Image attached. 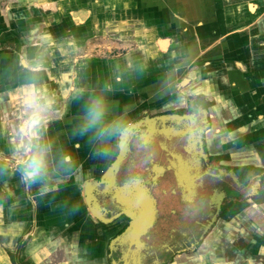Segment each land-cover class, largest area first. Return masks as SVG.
<instances>
[{"label": "crops", "instance_id": "crops-1", "mask_svg": "<svg viewBox=\"0 0 264 264\" xmlns=\"http://www.w3.org/2000/svg\"><path fill=\"white\" fill-rule=\"evenodd\" d=\"M196 6L204 9L195 10ZM212 8L214 17L209 20L215 24L204 25L205 33L217 35L209 38V45L220 46L204 64L215 76L208 77L205 71L200 76L204 88L195 90L206 91L217 82L223 102L218 110L221 117L232 119L222 128L229 129L242 151L249 149L244 144L264 142V104L258 93L264 88V53L258 48L264 38L259 22L264 0H0V264H13L7 251L25 236L29 238L20 250L28 264H107L108 228L99 226L90 214L84 180L94 175L92 170L99 172L116 149L123 124L141 108L170 100V96L160 99L162 92L152 88L148 65L144 75H131L144 67L142 62L151 60L149 52L142 57L138 48L120 55L118 42H138L137 31L144 35L148 30L141 23L151 24L156 11L165 21L171 19V12L179 13L182 22L196 21L193 13L199 20L201 11ZM201 20L208 22L206 17ZM251 21L258 23L239 39V32ZM180 34L174 33L184 39ZM156 35L152 32L148 41ZM92 39L94 44H109L101 49L109 53L101 55L97 50L92 55L90 48L79 57L81 47L89 46ZM242 40L245 46L237 49ZM111 50L118 52L110 54ZM159 59L163 67L171 64L165 55ZM179 77L175 73L171 80ZM32 86L52 101L46 123L38 130L49 145L48 164L35 181L25 178L20 162L38 142L29 143L24 124ZM154 94L157 98L152 100ZM97 97L105 100L103 117L85 130V114ZM66 155L71 156L70 163L64 162ZM256 157L253 152L252 158ZM246 213V225L248 220L254 223L252 248L226 243L243 219L222 222L217 229L221 244L217 264H240L242 256L256 254L257 247L264 253V203Z\"/></svg>", "mask_w": 264, "mask_h": 264}, {"label": "flooded vegetation", "instance_id": "flooded-vegetation-1", "mask_svg": "<svg viewBox=\"0 0 264 264\" xmlns=\"http://www.w3.org/2000/svg\"><path fill=\"white\" fill-rule=\"evenodd\" d=\"M203 9L204 6L195 7V10ZM211 11L207 13L201 11L199 20L196 17L197 13H193L192 15L196 21L182 22H179L182 20L179 13L173 14L171 12L169 14L171 19L165 21L162 13L159 16L160 19L158 11H156L150 21L151 24L141 23L142 28L148 30L144 35H142V31H137V33H140L137 35L138 42L136 40H121L118 43L122 45L119 47L120 55L138 48H140L139 53L142 54V57L144 53L149 52L151 60L142 62L144 67L139 68V70H132L131 75H144V71H147L146 68L150 67L152 88L156 91L159 90L160 93L162 92L160 99L170 96L169 99L175 106L173 110H167L164 113L175 112L198 115V111H205V121L202 124L203 132L201 133L203 152L206 155L208 165L216 172L218 170L220 176L228 183L226 194L220 198L218 203L216 201L211 209H206L200 196L194 200V203L190 201L180 202L177 193L173 191L172 177L166 169L165 174H161L157 178L154 187H152L157 206L155 222L152 227L147 233H139L138 236H132L123 243H115V248H112L115 239L125 231L131 222V218L121 210L112 213L99 212L101 217H96L90 210L94 199H91L88 204L85 198L90 214L98 225L108 228L105 248L107 264H217V247L221 246L219 240H217V229L222 222L228 224L229 222L238 221L239 217L243 219V223L240 224L236 232H231L230 239L226 243H230L235 247L252 248L251 238L254 235L251 227L254 226V223L253 220H248L249 226L246 225L248 217L246 212L249 208L254 206L258 208L264 203V142L256 145L254 143L244 144L243 147L249 149L242 151L248 152L239 151L240 148L235 145L237 140L232 141V133L229 132L227 127L226 129L222 128V126L231 123L232 119L221 117L218 110L222 109L223 102L220 99L221 94L217 90V82L210 83L209 87H206L208 89L206 91L202 90L200 92L198 90V92L195 90L196 86L203 87L201 83L203 79L200 76L205 71H207L208 77L214 75V71L205 70L206 65L204 63L206 58L214 55L212 53L219 51V49L217 50L219 44L209 45L208 43L209 38L217 35H213L211 32L205 33L206 27L204 25L215 24L210 22L212 20H209L214 17L213 8ZM202 17H206L208 22L201 20ZM261 20L264 24V14L260 17L259 22ZM240 21H245V18H241ZM253 23L257 24L258 22L251 21L248 28H245L246 30L239 32V39L244 36L245 31H251ZM263 24L262 33H264ZM216 25L217 28H220L218 23ZM193 28H196L198 34L194 33ZM176 31L184 34V39L181 36H175ZM152 32L155 35L160 32V35L157 34L151 42L148 41V38L152 35ZM200 32L202 34H199ZM93 40H91L89 46L85 44L81 47L79 57L84 55L90 48V54L95 55L97 50H101L102 47L107 48L109 45L107 43L103 45V41L94 44ZM243 42L244 40L237 46V49L245 46ZM158 47L161 48L159 51H157ZM258 48L264 53V38ZM176 49H179V53L175 52ZM117 52V50H113V52L111 50L110 54ZM100 53L106 55L109 52L101 50ZM159 55L160 57H158ZM164 55L170 58L167 60V64L168 62L171 63L166 67H163V60L159 59L163 58ZM175 73H179L180 77L177 80L175 78L171 80V76H174ZM258 93H260L261 103L264 104V88ZM156 98L157 95L154 94L152 100ZM161 104L152 103L149 104L150 106L141 108L129 122L150 116L149 110L157 108ZM255 118L258 119V116ZM126 124H123L121 129ZM233 142L235 143L233 144ZM253 152L257 154L256 159L252 158ZM117 153L118 147L116 144V149L105 159L100 171L92 173L94 171L92 170L90 173L94 175L89 177L87 175L84 180V188H86L85 185L88 181H91L92 185L93 182L101 179ZM131 153H136L138 157L145 154L144 150L139 148H135L133 151L130 150L129 155ZM243 155L246 156V159H241ZM8 165L12 166V162H9ZM129 169L131 168L126 161L119 173L129 176V174H125ZM142 169L143 167H140V164L137 163L133 171L142 175L144 172ZM95 193V190L91 191V194ZM96 202L101 203V206L97 208L98 210L104 207L108 210L112 209L107 195L98 196ZM28 238L29 236L21 237L14 250L7 251L13 264H28L21 259L20 250ZM256 251V254L243 255L244 261L240 260V264H262L264 253L261 252L260 247H257Z\"/></svg>", "mask_w": 264, "mask_h": 264}, {"label": "water", "instance_id": "water-1", "mask_svg": "<svg viewBox=\"0 0 264 264\" xmlns=\"http://www.w3.org/2000/svg\"><path fill=\"white\" fill-rule=\"evenodd\" d=\"M171 100L149 110L150 116L127 123L117 136L118 153L110 166L97 182L88 181L84 188L85 198L90 203L94 216L101 217L99 212L126 213L131 222L125 231L115 239L123 243L139 233H147L155 222L157 213L153 188L157 178L167 172L171 175L179 201H190L201 197L206 209H211L215 202L226 194L228 183L206 162L203 152L201 133L205 121V111L198 115L190 113H164L173 110ZM158 113V114H155ZM149 114V113H148ZM144 150V156L131 153L130 150ZM129 169L125 174L120 170L125 162ZM140 164L143 174L135 173L134 166ZM95 190V194L91 191ZM107 195L112 209H97L98 196ZM193 200V201H192Z\"/></svg>", "mask_w": 264, "mask_h": 264}, {"label": "clouds", "instance_id": "clouds-1", "mask_svg": "<svg viewBox=\"0 0 264 264\" xmlns=\"http://www.w3.org/2000/svg\"><path fill=\"white\" fill-rule=\"evenodd\" d=\"M52 101L48 99L40 89L32 86L28 93L25 107L28 110L24 121L28 130L26 137L31 144L27 156H21L20 162L24 165V176L30 181H35L43 175L48 164L49 145L39 136V129L46 123V115L51 107ZM105 110V100L103 97L93 99L84 117L85 130L101 121ZM65 163L71 162V156L64 157Z\"/></svg>", "mask_w": 264, "mask_h": 264}, {"label": "rangeland", "instance_id": "rangeland-1", "mask_svg": "<svg viewBox=\"0 0 264 264\" xmlns=\"http://www.w3.org/2000/svg\"><path fill=\"white\" fill-rule=\"evenodd\" d=\"M120 127V126H119Z\"/></svg>", "mask_w": 264, "mask_h": 264}]
</instances>
